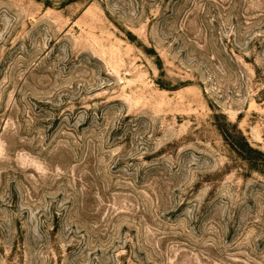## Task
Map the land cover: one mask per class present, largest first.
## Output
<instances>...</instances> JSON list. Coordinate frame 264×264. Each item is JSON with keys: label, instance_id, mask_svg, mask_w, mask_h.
I'll return each mask as SVG.
<instances>
[{"label": "rangeland", "instance_id": "rangeland-1", "mask_svg": "<svg viewBox=\"0 0 264 264\" xmlns=\"http://www.w3.org/2000/svg\"><path fill=\"white\" fill-rule=\"evenodd\" d=\"M228 128L264 152V0H0V264H264Z\"/></svg>", "mask_w": 264, "mask_h": 264}, {"label": "trees", "instance_id": "trees-1", "mask_svg": "<svg viewBox=\"0 0 264 264\" xmlns=\"http://www.w3.org/2000/svg\"><path fill=\"white\" fill-rule=\"evenodd\" d=\"M233 151L247 161L250 169L264 175V152L251 146L241 132L233 129H222ZM228 131V132H227Z\"/></svg>", "mask_w": 264, "mask_h": 264}]
</instances>
